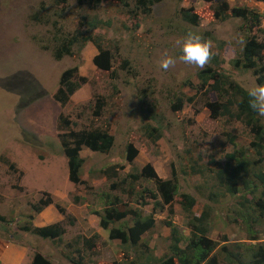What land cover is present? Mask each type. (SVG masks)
<instances>
[{"label": "rangeland", "instance_id": "374dc122", "mask_svg": "<svg viewBox=\"0 0 264 264\" xmlns=\"http://www.w3.org/2000/svg\"><path fill=\"white\" fill-rule=\"evenodd\" d=\"M54 1L0 0V216L4 218L0 221V264H33L35 255L51 264H147L148 258L170 254L172 226L184 237L185 245L190 237L189 220L201 215L204 205L212 208L209 237L219 243L221 263L226 264L224 247L249 257V249L264 242V222L256 225L259 241L250 240L240 217L243 213L259 217L252 206L241 205L243 196L250 197L249 189L240 181L241 191L233 195L228 190L229 179L220 177L219 169L241 157L246 159L250 167L247 184L260 195L264 185L257 183L255 175L264 173V148L254 146L255 135L244 122L223 116L222 106L227 101L223 96H231L230 81L243 89L258 83L253 71L234 63L242 58L249 24L240 18L222 21L216 11L227 12V2L229 11L245 7L264 15V2L162 0L150 15L136 17L132 14L135 0L128 6L108 1L85 10L79 9L77 0H65L61 5H68L64 14L54 7ZM183 10L196 14L199 26L185 21ZM84 13L111 23L94 31L114 57L110 71L95 66L98 50L93 44L86 46L80 58L61 61L43 48L51 46L48 40L54 33L75 32ZM35 14L43 22H35ZM48 19L51 23L46 25ZM189 32L211 41V62L199 69L177 60L168 71L161 69L159 61L165 52L174 58L182 54L177 41ZM255 34L264 41V21L251 33ZM125 61L129 64L123 66ZM76 65L86 83L62 107L54 94L62 74ZM211 71L229 78L227 94L213 91L208 86L213 81L204 83L200 74ZM98 101L105 103V111L101 118H94ZM147 108L154 114L146 112ZM238 108L234 105L232 112L236 114ZM61 114L71 117L77 129L108 125L116 138L108 156L89 149L81 152L82 184L69 179L57 131ZM260 119L264 123V117ZM130 146L137 150L132 162L127 159ZM149 166L164 181L175 174L179 195H192L199 206L187 211L180 197L171 205L162 199L154 201L150 192L157 193L156 184L143 178ZM106 169L112 170L105 174ZM49 199L52 204L42 213L32 208ZM111 209L126 212L128 217L115 221L109 216ZM135 212L154 215L157 225L137 246L127 248L111 232L122 225L124 229L132 226ZM103 220H108V229L103 228ZM56 223L66 229L56 240L22 230Z\"/></svg>", "mask_w": 264, "mask_h": 264}, {"label": "trees", "instance_id": "16d2710c", "mask_svg": "<svg viewBox=\"0 0 264 264\" xmlns=\"http://www.w3.org/2000/svg\"><path fill=\"white\" fill-rule=\"evenodd\" d=\"M113 1L116 3L123 4L125 6L129 5L130 0H77V5L79 9H95L100 7L103 3ZM162 0H135V6L132 11L133 16L139 17V15L148 16L152 12V8L161 2ZM264 2V0H258ZM65 3V0H55L54 7L59 9L60 14H64L68 5L61 7ZM224 6L227 12L216 11V17L222 21L228 18H240L244 22L248 23V30L250 32L249 37L246 39L244 45L242 58L235 61V67H241L249 71H253L254 76L258 84L264 85V41H262L258 35H251L255 28L262 25L264 21V15L249 8H233L229 11L228 3L225 2ZM182 18L190 23L193 27L199 26V17L196 14H192L190 10H183L181 12ZM49 18V17H47ZM35 22H43L39 14L34 15ZM51 22L47 20V24ZM57 22H55L56 26ZM111 23L105 22L97 16H89L87 14H82L78 23V27L73 33H64L63 31H58L54 33L52 39L48 40L51 44L43 47L46 50L52 51V55L56 61H61L65 57H76L79 58L82 55L83 50L88 44H93L98 50V54L94 58L95 66L102 71H110L113 67L114 57L108 49L104 48V44L101 39L95 36L94 31L99 28L110 27ZM87 31H84V29ZM42 46V45H41ZM81 60V59H80ZM128 61H125L123 66L128 65ZM80 66L76 65L72 68L67 69L61 77L60 87L54 94V100L60 104L62 107L67 106L75 93L81 88L82 85L86 83V79L81 77L79 74ZM207 72V71H206ZM203 72L200 77L204 80V83L211 86L213 91L219 92V94H227V89L225 88L229 82V78L224 75V73H218L217 71H211L209 73ZM231 96L224 98L227 101L223 103L222 115L235 116V118L241 120L245 123L247 127H250L257 140L254 146L257 148H264V123L261 121L255 113L251 111L248 106V96L242 87L239 85L229 82ZM32 91V89H31ZM240 99V100H239ZM236 105L238 112L234 114L232 112V107ZM144 110V105L141 106ZM176 110H180L178 107ZM105 103L102 101L97 102L95 107L93 117L101 118L104 115ZM146 112L154 114L150 108L146 109ZM58 138L61 143L64 156L67 158L69 167V179L74 184H82L81 180V170L84 165V159L81 157V152L84 149H89L95 153H101L105 155H110L114 149L116 138L111 133L108 125H103L102 127H93V129H77L71 117L61 114L57 122ZM27 137L28 135L25 134ZM31 137V136H30ZM28 138V137H27ZM32 143V141H31ZM34 144V143H33ZM137 150L132 146L128 148L127 159L132 162L136 157ZM229 156V155H228ZM237 156V155H236ZM235 158L234 156H232ZM237 158H239L237 156ZM236 159V158H235ZM219 169L220 177L229 179L230 182L228 190L233 194L237 195L240 193L238 187V182L245 181V189H249L246 193V197L242 207L252 206L254 212L259 213V217L255 218L253 215L247 213L241 214L242 222L244 223V228L250 232L252 241H259L258 232H256V225H261L264 222V191L260 195H255L258 190L254 187H250L247 184L248 176L250 173L249 162L242 157L239 158L235 164L228 162L227 164L220 165ZM12 169H16L15 165H11ZM112 169H106L105 174ZM197 172V171H196ZM195 173V171H194ZM173 179L162 180L158 177L155 170L149 166L143 171V178L148 180H153L157 187V193L150 192L151 198L157 202V200L162 199L165 205H171L174 203L177 197L182 198L181 204L187 211L193 210L195 207L199 206L198 201L195 197L189 194L179 195V182L176 179L177 176L173 174ZM257 183L264 185V173L256 174ZM131 177L137 180L136 175H131ZM149 193V192H148ZM143 197V196H142ZM142 203L144 205L148 204V200L143 198ZM52 204L49 199L47 203L42 206L34 205L32 208L36 213H42L46 206ZM203 213L198 217L193 215V218L189 220L188 228L190 231V237L188 241L184 244V237L180 235L178 229L174 226L170 229V254L164 258H148L147 264H222L219 258L218 241L213 240L209 237L210 227L209 220L212 214V208L209 205H204ZM246 212V211H245ZM109 216L115 220L120 221L128 217V213L119 212L116 209H111L108 211ZM133 224L124 229V225L119 229H115L111 232V236L114 239H119L122 241L127 248H132L137 246L141 241L143 236L154 230L157 225V220L154 215L142 216L140 213L135 212L132 215ZM234 220V218H233ZM0 221H4V218L0 216ZM237 222V219H235ZM102 226L108 229V220L102 221ZM25 232H31L41 238L56 240L60 239L66 234V229L61 223H56L44 227H24L22 229ZM256 232V233H255ZM221 248V247H220ZM227 247L222 248V252L225 253L224 262L226 264H264V242L258 243L253 249H249V257H243L239 253L229 252ZM33 264H51L41 255H35L33 258ZM83 264V263H81ZM118 264V263H114Z\"/></svg>", "mask_w": 264, "mask_h": 264}, {"label": "clouds", "instance_id": "9594fccd", "mask_svg": "<svg viewBox=\"0 0 264 264\" xmlns=\"http://www.w3.org/2000/svg\"><path fill=\"white\" fill-rule=\"evenodd\" d=\"M181 55L178 58L169 56L166 52L159 61V67L164 71L176 66L177 60L187 65L204 69L213 59L212 43L195 32H189L177 41ZM248 96V106L258 117H264V85L256 84L245 89Z\"/></svg>", "mask_w": 264, "mask_h": 264}]
</instances>
